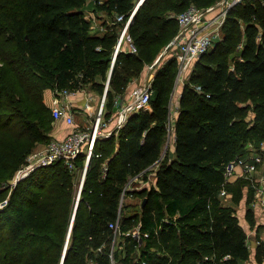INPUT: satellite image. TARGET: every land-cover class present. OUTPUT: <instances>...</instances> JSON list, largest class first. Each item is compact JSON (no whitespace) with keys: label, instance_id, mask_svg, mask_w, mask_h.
Masks as SVG:
<instances>
[{"label":"trees","instance_id":"16d2710c","mask_svg":"<svg viewBox=\"0 0 264 264\" xmlns=\"http://www.w3.org/2000/svg\"><path fill=\"white\" fill-rule=\"evenodd\" d=\"M217 1H142L128 27L137 51L125 40L111 70L108 115L115 96L125 94L176 36V14ZM87 3L0 0V264H113L110 222L118 218L122 233L114 256L122 264H137L138 241L125 232L139 221L149 233L139 247L149 264H243L251 257L248 233L220 190L226 165L247 156L250 142L264 143V0H244L229 9L222 36L183 85L171 130L178 61L170 56L159 64L150 108L132 112L118 135L97 139L76 212L75 175L83 170L84 154L74 170L58 161L36 168L11 190L6 185L33 148L50 140L54 116L47 89L90 85L104 92L121 29L138 3L94 0L93 12L111 18L97 28ZM171 137L175 151L169 146L164 154ZM151 165L156 184L124 195L129 180ZM248 182L226 184L233 203L240 204ZM130 197L140 201V211L128 212ZM246 217L255 225L250 204ZM263 255L258 247L257 259Z\"/></svg>","mask_w":264,"mask_h":264},{"label":"built area","instance_id":"2783aa9c","mask_svg":"<svg viewBox=\"0 0 264 264\" xmlns=\"http://www.w3.org/2000/svg\"><path fill=\"white\" fill-rule=\"evenodd\" d=\"M143 0H140L141 3ZM244 0H222L210 7H198L196 5L189 6L186 10L176 14L179 29L176 36L168 43V48H173L171 54L178 61V79L186 80L189 78L195 63L199 60L201 55L211 49L214 42L222 36V26L227 18L229 9ZM138 3V4H139ZM137 4V5H138ZM137 7V6H136ZM135 9L130 13L126 23L121 29L118 41L116 43L115 53L112 59V66L110 68L107 80L105 82L104 92L101 100L97 106L91 102H87L85 111L88 112V124L83 128L76 125L73 131L69 132L64 137H53L43 147L33 150L26 158L25 164L18 171L17 181L29 175L36 168L41 166L52 165L58 161H64L68 168L76 169L75 160L80 154L85 155V165L83 167L79 189L76 197L75 212L81 197L86 172L92 156L95 154L96 141L99 138L111 136L118 131L128 120L132 112L141 109H147L150 106L152 98V84L139 85L134 84L129 89L128 94H117L114 98V107L111 113L107 114V93L110 88V75L113 65L116 60L118 51L121 49L123 42L127 40L130 50L137 51L136 46L132 42V37L128 34V27L131 23L136 11ZM124 15L118 14L117 21H122ZM162 56V55H161ZM160 57L149 65V68H154L160 60ZM198 89L200 87L198 86ZM53 97L51 100V109L55 120H64L68 124H76L75 103L70 96L78 94L81 89L72 90L69 88L54 87ZM175 111L171 107L170 116V130L174 126ZM264 143L262 147L264 148ZM85 146V148H84ZM250 152L247 156H238L226 165L225 182L220 190V195L227 197L229 191L226 184L232 181V178L239 173L248 179L251 187L254 189L257 203L264 207V172H260V166L264 164L263 149L255 148L253 143H249ZM238 168H241L238 171ZM152 170L145 172L146 170ZM146 170L133 176L124 188V195L126 190H134L135 188H150L152 186L151 177L155 174V165H151ZM148 173V177L144 175ZM139 185H135V184ZM124 199L122 198V201ZM75 212L72 217L74 221ZM110 227L114 229L113 248L110 256L113 264H122L115 259L114 250L118 243V237L121 235V222L118 218L116 221L110 222ZM125 234H131L138 241V257L134 259L137 264H149L148 260L141 257L139 247L142 244L143 237L148 236V232H142L141 221ZM117 242V243H116ZM98 264V263H95Z\"/></svg>","mask_w":264,"mask_h":264},{"label":"crops","instance_id":"0c3cea01","mask_svg":"<svg viewBox=\"0 0 264 264\" xmlns=\"http://www.w3.org/2000/svg\"><path fill=\"white\" fill-rule=\"evenodd\" d=\"M93 4H94V1H93ZM93 4H92V0H88V3L86 4L85 8H87L86 9L87 12H88L87 16L88 17L92 16V17L95 18L94 12H93V8H94ZM92 5H93V7H90ZM146 73H147V69L145 68L141 75H144ZM134 79L132 80V82L128 86V89L126 91V95L128 94L129 89L131 88V86L134 85V83H135ZM183 85H184V83L182 84V86L179 89L176 90V92H179L178 95H177L178 96L177 103H178L179 97L181 95V92H182V89H183ZM45 96H46V98H48V101L50 100V106H51V100H52V97H53V90L51 88L47 89L45 91ZM101 96H102V94L99 93L98 91H96V89H94L90 85H87L85 88L81 89L78 92V94L70 96V98L74 101L75 106H76V108H75V111L77 113L76 116H81V120L77 121V119H76V124L75 125L68 124L64 120H56L55 127L52 130L53 136L62 138L64 136H66L69 132L73 131L74 128L76 127V125H78L79 127H82V128L85 125H87L88 124L87 117H88L89 114H88L87 111H85L86 103L87 102H91L92 104H94V106L95 105L97 106V104L100 101L99 99H100ZM114 133H115V135H118V131H116ZM171 143H172V145H171L170 150L173 153L175 151L174 141H171ZM165 152H166V147L164 149V154H165ZM240 170H241V168H238V171H240ZM261 172H264V164L260 166V172H258L256 175L257 176L260 175ZM238 175H239V173H237L233 177V181L238 178ZM245 179L248 180L247 178H245ZM151 180H152V184L155 185L156 181H157L156 173L153 175V177H151ZM248 183H250V182H248ZM245 190H247L246 193H248L250 189L249 188L248 189L245 188ZM246 193H245L243 199L241 200L240 204L233 203V201L231 199L232 198V194L229 193L228 198H230V203H227V204L233 205L236 208V210L238 209L237 206L240 205L241 211L240 212L238 211L237 214H238L239 217H241V215H243L244 220H245L244 224H247V228H246L243 225V223H242V225L245 227V229H246V231L248 233V240L252 244V245L249 246L251 248V257H250V259L246 260L243 264H264V255L262 257V261H259L257 259L258 247H261V248L264 249V207L261 204L257 203L256 200H254V202L251 201L250 203H248V198H247V194ZM249 204L253 207L255 221H256L255 225H253V226L250 224V222L248 221V219L246 217V211H247V207H248ZM240 213H241V215H240ZM257 220L259 222H257ZM95 263H97V262H94V264Z\"/></svg>","mask_w":264,"mask_h":264},{"label":"rangeland","instance_id":"374dc122","mask_svg":"<svg viewBox=\"0 0 264 264\" xmlns=\"http://www.w3.org/2000/svg\"><path fill=\"white\" fill-rule=\"evenodd\" d=\"M93 1L94 0H92V4H93ZM139 1L140 0H136V2L137 3H139ZM220 1H222V0H218L217 2H220ZM216 2V3H217ZM215 3V4H216ZM214 4V5H215ZM94 6H95V3L93 4ZM93 5L92 6H90V7H93ZM89 7V8H90ZM94 16H95V18H94V20H93V23H94V26L97 28V27H100L101 25H102V23L105 21V20H107L108 22H110L111 21V18L110 17H108L107 16V14L104 12V11H102V10H99V9H96V12H94ZM167 45L168 44H166V46H164L162 49H161V51L159 52V54H158V56H157V58L156 59H158V57H160L161 55V58H160V60H159V63L154 67V68H149V65H146V69H147V73L146 74H144V75H139V76H136V77H134L133 79L135 80V83L134 84H139V85H147V84H152V80H153V78H154V76H155V72H156V70H157V68H158V66H159V64H161V62H164L165 61V59H167L168 57H170V56H173L172 54H171V51L173 50V48L174 47H172V48H168L167 49ZM125 48L126 49H128V46L126 45L125 46ZM155 59V60H156ZM144 71V70H143ZM142 71V72H143ZM178 77H179V75H178V72H177V77H176V81H175V88H174V91H173V95H172V100H171V107L173 108V110L175 111V110H177V106H178V103H177V98H178V93L179 92H176V90L177 89H179L181 86H182V84L183 83H185V81L188 79V78H186V80H181V79H178ZM99 100H101V97H100V99ZM45 101H46V104L48 105V106H50V100L48 101V98H46V96H45ZM49 102V103H48ZM149 108H150V106H149ZM1 112V111H0ZM53 113V112H52ZM52 113H50L49 115L50 116H54ZM176 114V113H175ZM52 118V123H53V129H54V127H55V124H56V120L54 119V117H51ZM76 119H77V121H79V120H81V116H76ZM54 136H53V133H51V135H50V139L51 138H53ZM4 139L5 140H8V141H10V134H7V133H5L4 134ZM171 139H172V137H171ZM171 141V140H170ZM172 141H173V139H172ZM47 142H45V143H38L33 149L35 150V149H38V148H40V147H43L45 144H46ZM173 143V142H172ZM172 143L170 142V143H168L167 144V146H166V149H168V147L169 148H171V145H172ZM253 145H254V147L255 148H260V149H263L264 150V148L262 147V144H261V146H259V143H253ZM258 145V146H257ZM264 146V145H263ZM84 148H85V146H84ZM33 151V150H32ZM25 162H26V160L24 161V163L23 164H25ZM22 164V165H23ZM18 171H19V169L16 171V173L14 174V176L8 181V183L6 184V185H8V187H10V190L12 189V187H13V185H15L16 183H17V180H16V178H17V176H18ZM82 171L83 170H78L77 171V175H75V181H76V183H77V190L79 189V183H80V180H81V176H82ZM239 179L241 178H243V179H245L243 176H239L238 177ZM238 178L236 179V180H234L233 181V178H232V182H236L237 180H238ZM1 185V184H0ZM246 185V184H245ZM245 188H249L250 190L251 189H253L252 187H251V185H250V183H248L247 185H246V187ZM246 191L247 190H245V193H246ZM253 192H254V189H253ZM229 193H231L232 194V192H229ZM230 194V195H231ZM247 194V198H249V199H252V202H254V200H256V198H255V192H254V195H253V197L252 196H250L249 195V193H246ZM223 201L224 202H226V203H230V198H228V196L227 197H223ZM140 201H136L133 197H130V199H129V203H131V204H133V206H131V209L130 210H128V212H138V211H140L141 209H140V207L138 206V203H139ZM134 204H136L137 206L135 207L134 206ZM237 212L239 211H241V207H240V205H238L237 206ZM240 215H241V213H240ZM240 218V222H241V224L243 223V225L247 228V224H244V222H245V220H244V217H243V215H241V217H239ZM257 222H259L258 220H257ZM69 227V226H68ZM248 244H249V246L250 245H252L251 243H250V241L248 240ZM65 247V244H64V246H63V248ZM123 245H119L118 244V249L119 250H123ZM63 248H62V252H63ZM253 249V248H252ZM61 255H62V253H61ZM60 264V263H59Z\"/></svg>","mask_w":264,"mask_h":264},{"label":"water","instance_id":"95a60500","mask_svg":"<svg viewBox=\"0 0 264 264\" xmlns=\"http://www.w3.org/2000/svg\"><path fill=\"white\" fill-rule=\"evenodd\" d=\"M141 3H142V2H141ZM141 3H139V4L137 5V7H136V11H137V9H138V7H139V5H140ZM136 11H135V12H136ZM146 201H147V198H145V199H144V201H143V204H142V205H144Z\"/></svg>","mask_w":264,"mask_h":264}]
</instances>
